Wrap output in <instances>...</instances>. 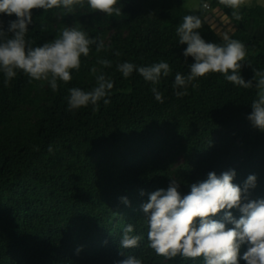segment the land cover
<instances>
[{
    "label": "trees",
    "instance_id": "obj_1",
    "mask_svg": "<svg viewBox=\"0 0 264 264\" xmlns=\"http://www.w3.org/2000/svg\"><path fill=\"white\" fill-rule=\"evenodd\" d=\"M184 3L119 0V17L92 12L86 4L74 14L63 8L32 10L26 40L33 47L72 26L98 38L97 43L102 40L104 49L97 52L92 44L89 55L80 58L79 71H71L68 83L58 81L56 91L21 70L5 86L0 71V264H118L127 256L143 264H204L203 257L168 259L148 246L142 205L150 194L176 180L183 197L210 172L219 176L234 170L233 183L241 189L249 175L256 176L249 200L264 199V131L248 119L257 93L254 70L264 71V5L241 7L242 19L236 20L219 4L236 26L227 38L245 45L240 75L253 86L242 88L221 73H209L177 96L185 89L174 87L175 75H189L194 62L185 58L187 45L179 43L176 32L183 17L201 18L197 31L205 42L226 43L205 19L211 8L207 0L196 13ZM15 19L0 14V27L7 31ZM98 59L110 60L111 67ZM161 61L171 68L156 85L162 101L138 72L125 78L117 70L124 62L150 66ZM93 67L114 83L110 103L101 100L96 111L92 105L69 110V89L95 86ZM225 211L237 219L241 215L233 208L212 218L223 222ZM128 224L142 239L138 247L125 249L120 240ZM246 251L242 245L239 264H246Z\"/></svg>",
    "mask_w": 264,
    "mask_h": 264
},
{
    "label": "clouds",
    "instance_id": "obj_2",
    "mask_svg": "<svg viewBox=\"0 0 264 264\" xmlns=\"http://www.w3.org/2000/svg\"><path fill=\"white\" fill-rule=\"evenodd\" d=\"M119 0H0V14L15 15L9 21L7 31L0 27V71L5 76V86L23 71L30 79L47 81L53 91L58 89V81L68 83L72 79L71 71H79L81 56L87 57L90 46L96 44V51L104 49V43L98 38H89L85 31L76 27L63 28L58 36L33 47L26 40L28 26L33 22L32 10L43 9L45 12L54 8H63L67 13L74 14L77 7L85 4L92 12H102L109 17H119L122 9ZM249 0H219L221 5L233 9L232 16L241 20L239 9L248 4ZM207 8L208 5H203ZM202 27V20L197 15H186L176 32L180 44H186L184 56L192 57L190 73L183 76L176 73L174 87L183 88L177 96L186 95L187 85L199 77L209 73H221L224 78L242 88L253 86L252 81H245L240 75L241 61L246 58L245 45L225 37L226 43L215 44L205 42L197 31ZM11 34V35H9ZM117 56L120 53H115ZM97 63L105 68L111 67L108 59H98ZM117 70L125 78L133 71L138 72L145 81L153 85L152 92L157 101H162V93L157 89L162 76L167 77L171 68L167 62L161 61L150 66H137L130 62L117 65ZM95 76V86L85 91L80 88L69 89L68 108L77 110L93 106L99 109L102 100L105 105L110 103L109 96L114 83L111 78L99 72L96 67L91 70ZM256 99L251 103L252 112L248 119L253 126L264 131V71L254 70ZM231 73V74H229ZM195 87V85H193ZM52 151L49 146V152ZM234 170L223 172L217 176L210 172L207 180L191 185L189 194L181 197L179 184L172 180L167 190L160 189L150 194L149 202L142 205L148 222V246L159 256L171 259L177 255L185 259L203 257L204 264H239V250L247 245L242 259L246 264H264V199L249 200V189L255 188L256 176L249 175L243 189L233 183ZM144 193L141 192V195ZM121 200L127 204L126 197ZM247 201V202H243ZM237 209L241 215L237 219L231 211H225L223 222L215 220L222 210ZM231 224L233 227H226ZM132 224L123 229L120 246L135 248L142 239L135 235ZM80 249H77L79 252ZM118 264H143L136 256L118 262Z\"/></svg>",
    "mask_w": 264,
    "mask_h": 264
},
{
    "label": "rangeland",
    "instance_id": "obj_3",
    "mask_svg": "<svg viewBox=\"0 0 264 264\" xmlns=\"http://www.w3.org/2000/svg\"><path fill=\"white\" fill-rule=\"evenodd\" d=\"M203 0H185V7L187 10L190 12L196 13L199 11L201 2ZM207 2L210 4L211 8L208 9V13L213 10L216 6H219V0H207ZM255 3H261L264 5V0H249L248 6H251L252 4ZM223 7L227 10L230 11V14L232 15V12L230 8L226 7L223 5ZM220 11V9H219ZM218 12L213 13V17H215L214 23L216 24V28L218 29V33L220 36L223 38L229 37L235 30L236 26L235 24L231 21V19L228 16H223L225 14L224 12L221 15H217Z\"/></svg>",
    "mask_w": 264,
    "mask_h": 264
},
{
    "label": "water",
    "instance_id": "obj_4",
    "mask_svg": "<svg viewBox=\"0 0 264 264\" xmlns=\"http://www.w3.org/2000/svg\"><path fill=\"white\" fill-rule=\"evenodd\" d=\"M220 7L217 6L213 9L212 12L208 13L206 16H205V19L208 20V23H210L212 25V27L215 29L216 32H218V29L216 28V24L217 23H214V20H215V17H213V13H217V15H221L224 11L222 9H220ZM223 16H227L226 14H223ZM220 35V34H219Z\"/></svg>",
    "mask_w": 264,
    "mask_h": 264
}]
</instances>
